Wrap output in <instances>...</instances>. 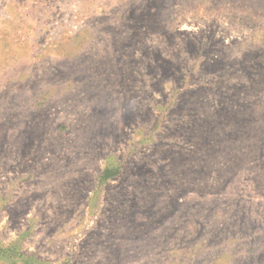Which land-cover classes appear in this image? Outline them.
I'll use <instances>...</instances> for the list:
<instances>
[{"label":"rangeland","instance_id":"1","mask_svg":"<svg viewBox=\"0 0 264 264\" xmlns=\"http://www.w3.org/2000/svg\"><path fill=\"white\" fill-rule=\"evenodd\" d=\"M0 264H264V0H0Z\"/></svg>","mask_w":264,"mask_h":264},{"label":"trees","instance_id":"2","mask_svg":"<svg viewBox=\"0 0 264 264\" xmlns=\"http://www.w3.org/2000/svg\"><path fill=\"white\" fill-rule=\"evenodd\" d=\"M115 172L110 169L109 167H105L101 173L98 175L97 177V181L98 183L106 181L107 179H109L111 176H114ZM22 262H25V259H22Z\"/></svg>","mask_w":264,"mask_h":264}]
</instances>
